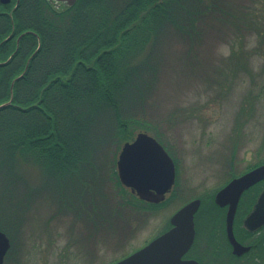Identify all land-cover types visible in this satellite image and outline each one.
<instances>
[{"label":"trees","instance_id":"1","mask_svg":"<svg viewBox=\"0 0 264 264\" xmlns=\"http://www.w3.org/2000/svg\"><path fill=\"white\" fill-rule=\"evenodd\" d=\"M9 7L0 3V103L39 47L13 84L12 103L0 107V204L12 203L33 171L47 176L42 187L57 191L82 174L96 181L100 148L132 135L133 105L144 103L163 66L156 49L148 60L158 45L169 50L173 41L186 42L192 51L185 66L194 65L208 38L217 36L230 45L233 70L261 62L264 97V0H76L60 8L49 0H20L12 17ZM31 30L15 49L16 37ZM113 173L119 206L156 205L133 199ZM28 186L22 197H31ZM64 194L62 202H72Z\"/></svg>","mask_w":264,"mask_h":264},{"label":"rangeland","instance_id":"2","mask_svg":"<svg viewBox=\"0 0 264 264\" xmlns=\"http://www.w3.org/2000/svg\"><path fill=\"white\" fill-rule=\"evenodd\" d=\"M162 34L161 39H166ZM191 51L186 42L177 40L169 50L162 45L152 49L148 60L152 57L153 61V56L163 59L161 71L144 103L133 105L137 124L132 135L118 146L107 142L100 148L96 181L82 174L81 181H71L65 190L57 191L42 187L40 180L47 176L33 171L30 180L21 183L14 201L0 204V227L10 241L3 264H86L84 259L88 260L91 253L94 264L108 262L158 235L169 224L170 216L194 198L200 199L197 219L220 216L221 212L211 206L215 192L230 178L264 163L261 62L249 61L250 72L240 67L233 70L230 45L214 35L204 44L198 56L200 62L185 66ZM239 63L245 62L234 65ZM146 81L135 83L140 86ZM140 131L152 135L166 149L177 176L163 201L134 210V206L117 204L119 187L113 172L117 174L121 145ZM28 185H32L31 197H22ZM257 188L245 193L241 210L254 201ZM79 189L83 192L81 200ZM63 194L69 195L72 202H62ZM132 197L139 200L134 194ZM62 203L71 209H62ZM103 216L106 220L102 227Z\"/></svg>","mask_w":264,"mask_h":264},{"label":"water","instance_id":"3","mask_svg":"<svg viewBox=\"0 0 264 264\" xmlns=\"http://www.w3.org/2000/svg\"><path fill=\"white\" fill-rule=\"evenodd\" d=\"M9 1L0 0L2 3ZM53 1L70 6L76 0ZM18 2L19 0H16L9 11L10 17H12V11ZM26 32L33 31L20 33L15 40V49H17L20 37ZM11 37L12 30L1 42ZM38 47L39 43L26 60L24 69L11 80L9 98L7 101L0 103V107L12 103L13 84L16 79L24 74L30 58L35 54ZM10 57L11 55L7 60ZM116 169L119 181L130 192L149 202L158 203L164 200L175 181V164L172 157L152 135L143 131L137 132L131 141L123 142L117 156ZM263 178L264 163L232 178L215 193L214 201L216 204L220 206L228 204L226 213L228 224L233 218L241 193ZM199 205L200 199L198 198L186 202L171 215L169 220L172 227L169 230L113 264H178L181 254L188 249L193 241L195 234L193 217ZM243 222L249 229H255L264 224V187L259 192L252 209ZM9 247V238L0 227V264H3L4 256Z\"/></svg>","mask_w":264,"mask_h":264},{"label":"flooded vegetation","instance_id":"4","mask_svg":"<svg viewBox=\"0 0 264 264\" xmlns=\"http://www.w3.org/2000/svg\"><path fill=\"white\" fill-rule=\"evenodd\" d=\"M14 2L15 0H13V2L10 0L7 3L1 2V4L10 5V9ZM54 4L57 7L63 5V3L60 2H55ZM176 176L177 174H175V182L172 185V189L176 183ZM230 179L228 181H230ZM257 184L260 186L254 201L264 187V178L258 181ZM250 188L251 187L241 193L233 218L229 224L226 219L228 204L220 206L214 203L213 209L218 210L219 213L221 212L218 218L212 214V218H208L207 220L197 219V214H194V238L188 249L181 254L178 264H264V224L255 229H249L244 225L243 220L252 209L254 201L248 208L244 210L240 208L241 200ZM171 227L172 224L169 220V224L165 226L158 235L166 232ZM153 238L149 239L135 250L102 264H113L124 259L137 249L146 245ZM94 255H98V253H94ZM93 260L92 253L91 256L88 257V260L86 257L84 259L86 264H94L95 262ZM63 261L62 263H65V260Z\"/></svg>","mask_w":264,"mask_h":264}]
</instances>
